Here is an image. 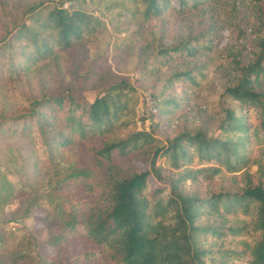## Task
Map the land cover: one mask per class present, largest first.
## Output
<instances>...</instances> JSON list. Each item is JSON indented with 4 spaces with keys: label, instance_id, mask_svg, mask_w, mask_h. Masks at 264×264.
<instances>
[{
    "label": "trees",
    "instance_id": "obj_1",
    "mask_svg": "<svg viewBox=\"0 0 264 264\" xmlns=\"http://www.w3.org/2000/svg\"><path fill=\"white\" fill-rule=\"evenodd\" d=\"M205 1L74 0L69 10L51 3L49 8L35 5L20 21L12 20L4 27L0 42L6 55L3 65L7 72L18 74L56 51L73 50L85 38L106 30L105 13L117 11L108 19L116 27L120 19L148 21L174 3L184 12L200 8ZM229 1L236 11L238 1ZM246 2L258 13L256 49L253 59L243 65L238 50L226 55L232 79L224 87L223 98L238 108L225 107L214 128L179 130L164 138L157 133L185 100L168 95L171 84L183 79L188 86H199L191 71L170 75L155 94L157 112L148 129L136 128L141 100L132 84L111 76L91 97L76 95L67 88L32 97L20 116L0 118V126L12 130L13 135L20 130L36 133L49 158L57 146L89 141L100 144L91 151V157L95 163L104 164L103 172L93 168L73 171L48 190L55 199L65 196V203L66 188L74 181L83 183V194L96 198L90 203L77 202L68 212L61 210L64 230L47 240V246L55 247L78 233L97 246L95 251L76 255L70 264H234L244 258L249 264H264V165L251 156L255 148L264 155V0ZM154 49L163 63L181 55L192 57L205 45L192 39L164 45L158 39ZM85 77L96 79L99 74L88 70L79 75L81 91L87 88ZM244 110L253 113V122ZM140 151L146 152L145 168L117 169ZM194 161L201 167L192 168ZM254 165L258 173L255 184L248 180L238 190L209 185L224 173ZM195 181H201L204 192L185 189L187 182ZM85 205H92L88 214L79 212ZM248 227L254 244L241 240L239 244L245 249H237L236 241L248 235ZM21 242L23 239H18ZM20 260L28 261L25 253L13 258L14 262ZM31 261L58 264L41 257Z\"/></svg>",
    "mask_w": 264,
    "mask_h": 264
},
{
    "label": "rangeland",
    "instance_id": "obj_2",
    "mask_svg": "<svg viewBox=\"0 0 264 264\" xmlns=\"http://www.w3.org/2000/svg\"><path fill=\"white\" fill-rule=\"evenodd\" d=\"M237 1L236 11L229 0H206L200 8L184 12L178 10L177 3H174L173 7L163 10L148 21L144 22L138 17L120 19L116 27L108 19L117 11H112L110 15L105 13L102 16L105 31L85 38L83 43L71 51H56L51 57L30 69H22L18 74L5 70L3 59L6 55L0 49V118L20 116L32 97L67 88H71L76 95L91 97L111 76L132 84L141 100L137 109L136 128L148 129L155 114L148 120L141 115L145 108V98H150L157 112L154 96L160 92L169 76L191 71L199 86H188V82L183 79L171 84L168 95L185 100L179 108L173 110V117L165 119L157 133L164 138L172 137L179 130L214 128L223 117L225 107L238 108L236 103L223 98L224 87L232 79L226 55L238 50L240 65H243L253 59L256 49L254 39L259 27L258 13L246 0ZM50 3L55 5L56 1L0 0V42L4 27L10 21H20L35 5L43 4L49 8ZM87 10L91 11V8ZM94 15L99 14L94 12ZM153 38L155 42L162 39L164 45L192 39L203 43L205 49L192 57L181 55L162 63L156 58ZM16 52L19 53V50ZM88 70L99 74V78L85 77L87 88L81 91L78 76ZM244 111L249 122H253V113ZM99 147L100 144L95 141L57 146L49 158L36 133L26 134L20 130L13 135L12 130L0 126V237L3 240L0 244V264H34L31 259L36 261L39 257L58 264H70L76 255L97 249L96 245L78 233L55 247L47 246V240L64 230L61 210L68 212L71 205L77 202L90 203L96 199L90 194H83V183L74 181H70L66 188L65 203V196L55 199L48 190L55 181L73 171L93 168L103 172L104 164L95 163L91 157V151ZM251 156L257 161L261 159L264 165V155L256 148ZM145 157V151L135 153L117 169L121 172L126 168L143 169L146 166ZM191 167L201 166L194 161ZM256 169L254 165L235 173H224L211 180L209 185L214 189L219 186L241 189L248 180L251 184L257 183ZM151 184L156 183L152 181ZM185 189L204 192L205 188L201 181H195L187 182ZM30 204L34 207L29 208ZM91 206L85 205L79 212L88 214ZM247 230L248 235L238 238L236 243L244 240L249 245L254 244L251 228ZM18 239H23V242L18 243ZM231 246H235V243ZM236 247L245 249L241 244ZM22 252L28 261L14 262L13 258ZM234 264L249 263L244 258Z\"/></svg>",
    "mask_w": 264,
    "mask_h": 264
},
{
    "label": "built area",
    "instance_id": "obj_3",
    "mask_svg": "<svg viewBox=\"0 0 264 264\" xmlns=\"http://www.w3.org/2000/svg\"><path fill=\"white\" fill-rule=\"evenodd\" d=\"M55 1L58 8L63 10H69L73 5L74 0H55ZM155 112L156 110L153 102L150 100V98L146 97L145 108L141 112V115L144 117L145 120H148L151 115L155 114Z\"/></svg>",
    "mask_w": 264,
    "mask_h": 264
}]
</instances>
